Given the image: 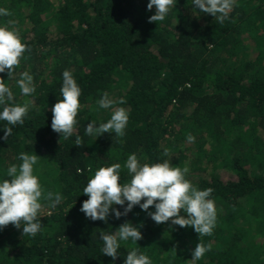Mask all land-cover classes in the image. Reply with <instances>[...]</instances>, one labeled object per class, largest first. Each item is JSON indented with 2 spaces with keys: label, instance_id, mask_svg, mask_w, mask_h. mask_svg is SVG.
Wrapping results in <instances>:
<instances>
[{
  "label": "trees",
  "instance_id": "16d2710c",
  "mask_svg": "<svg viewBox=\"0 0 264 264\" xmlns=\"http://www.w3.org/2000/svg\"><path fill=\"white\" fill-rule=\"evenodd\" d=\"M146 5L0 0L10 13L0 16V26L14 29L26 45L13 74L6 70L0 79L16 103L31 102L24 123L0 140V179H11L6 169L20 163V152L36 154L34 174L42 188L63 197L55 209L41 201L35 236L11 223L0 229V264H123L133 248L152 264H192L197 242L209 251L195 264H264V0H236L223 23L194 9L192 0H176L164 21L149 22L155 9ZM64 70L81 89L67 139L50 127ZM24 71L33 76L31 96L15 83ZM105 92L123 103L99 108ZM115 107L128 112L123 136L84 134L91 120L106 122ZM77 135L80 145L74 144ZM132 153L140 163L167 159L188 169L192 185L212 189L216 223L210 236L198 237L171 220L158 224L138 205L118 219L110 211L106 222L85 217L79 209L88 198L82 193L87 180L99 167L120 163V183L129 182L123 165ZM126 221L141 239L121 241L113 260L102 254L99 234L114 233Z\"/></svg>",
  "mask_w": 264,
  "mask_h": 264
},
{
  "label": "clouds",
  "instance_id": "9594fccd",
  "mask_svg": "<svg viewBox=\"0 0 264 264\" xmlns=\"http://www.w3.org/2000/svg\"><path fill=\"white\" fill-rule=\"evenodd\" d=\"M176 0H147L146 8L155 9L153 15L148 17L149 22H162L175 6ZM236 4V0H192L194 9L200 13L210 14L218 23H223L229 18V13ZM10 15L6 8H0V16ZM26 51V45L21 42L14 29L0 26V73L7 70L10 77L20 59ZM60 87L61 99L57 100L51 108V129L63 135L65 139L72 136L76 117L80 109L79 97L81 89L69 70L62 72ZM0 79V121H5L6 126H0L4 135L0 140L12 135L13 127L22 125L27 116L30 101L18 104L13 92ZM19 91L24 96H31L35 92L33 76L24 71L15 81ZM101 109L112 108L122 104V100H114L108 93H103L96 101ZM128 122V112L123 107H115L110 118L97 124L90 121L84 127V134L98 137L102 133H114L123 136ZM186 140L191 143L194 137L189 134ZM76 145L81 144L80 137L75 139ZM165 156L168 149H164ZM36 154L20 152L17 159L19 164H10L5 176L11 179H0V229L11 223L16 228L22 227V234L35 236L42 223L39 213L42 209L41 201H47L50 209H55L63 199L59 192H45L38 177L34 174V165L38 162ZM124 168L130 175L127 183H120V163H113L107 167L101 166L87 180L82 193L88 198L81 203L80 211L92 221L106 222L109 212L115 218L126 215L133 206L146 212L156 223L168 222L181 228L190 226L198 237L210 236L216 223V207L210 198L212 189L200 190L192 185L185 174L187 168L173 167L166 159L157 163H140L135 153L129 154L124 162ZM81 170L78 168L77 173ZM142 201V202H141ZM113 205L123 207L118 211ZM152 206L154 211H148ZM183 213L184 215H181ZM49 214H51L49 212ZM141 239L138 227L130 222L122 223L114 233L100 232L99 240L102 241L101 252L108 257L115 258L120 255L118 249L121 241H136ZM209 246L197 242L191 251V261L195 264L201 260ZM123 264H152L151 259L139 252L137 248L128 251Z\"/></svg>",
  "mask_w": 264,
  "mask_h": 264
}]
</instances>
